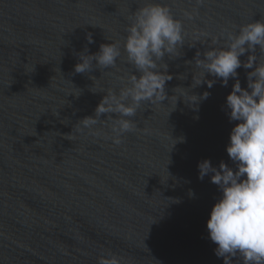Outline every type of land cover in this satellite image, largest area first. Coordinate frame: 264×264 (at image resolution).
<instances>
[{
  "label": "water",
  "instance_id": "obj_1",
  "mask_svg": "<svg viewBox=\"0 0 264 264\" xmlns=\"http://www.w3.org/2000/svg\"><path fill=\"white\" fill-rule=\"evenodd\" d=\"M151 2L168 6L185 34L180 56L165 57L168 100L144 102L119 145L107 114L78 131L135 73L124 38L133 12ZM253 20H264V0H0V264H98L112 255L121 264H223L206 227L221 193L209 176L198 179L197 165L235 167L226 145L237 122L225 108L235 81L196 86L195 57L209 46L201 33L218 37ZM110 41L121 46L115 67L74 72L85 45L95 53ZM247 71L237 69L245 88ZM205 91L198 111L186 104Z\"/></svg>",
  "mask_w": 264,
  "mask_h": 264
},
{
  "label": "clouds",
  "instance_id": "obj_2",
  "mask_svg": "<svg viewBox=\"0 0 264 264\" xmlns=\"http://www.w3.org/2000/svg\"><path fill=\"white\" fill-rule=\"evenodd\" d=\"M126 31L123 51L127 62L139 75H130L118 93L108 90L96 106L94 115L78 121V131L95 130L106 120L101 119L102 114H107V119L112 121L111 139L116 145L122 143L126 133L135 130L131 118L144 102L154 104L168 100L166 82L173 77L168 73L165 57H179L185 45L182 22L173 16L168 6L156 2L137 8ZM200 35L209 46L203 54L196 53L195 65L203 71V79L196 86L206 84L211 88L219 80L227 87L229 79H234L225 108L229 122H237L226 145L227 155L235 167L224 161L214 166L210 159L197 165L198 179L209 176L210 182L218 186L221 193L209 213L208 238L216 245L214 255L222 258L223 264H232L237 258H241L242 264H264V62L256 55L257 48L264 54V20H253L235 31L225 30L218 37L206 33ZM85 39L87 44L94 43L91 33ZM221 39L224 44L217 47ZM246 53L247 59L242 61L240 57ZM77 55L79 60L74 65V72L90 73L93 69L115 67L121 56V46L110 41L100 44L97 52L89 53L85 45ZM241 67L251 69L246 72V88L241 86L238 78L237 69ZM207 76L215 79H207ZM209 95L208 91L200 96L193 95L186 104L198 111L199 102ZM94 134L99 135V132ZM189 194L194 195L191 190ZM98 264L121 262L112 255L101 256Z\"/></svg>",
  "mask_w": 264,
  "mask_h": 264
}]
</instances>
